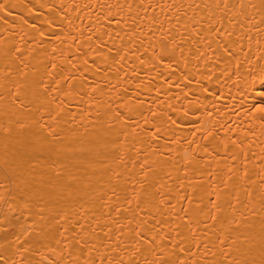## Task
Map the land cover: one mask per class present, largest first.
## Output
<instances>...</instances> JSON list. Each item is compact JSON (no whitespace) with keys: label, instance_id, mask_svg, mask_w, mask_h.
Returning <instances> with one entry per match:
<instances>
[{"label":"bare ground","instance_id":"1","mask_svg":"<svg viewBox=\"0 0 264 264\" xmlns=\"http://www.w3.org/2000/svg\"><path fill=\"white\" fill-rule=\"evenodd\" d=\"M0 264H264V0H0Z\"/></svg>","mask_w":264,"mask_h":264}]
</instances>
